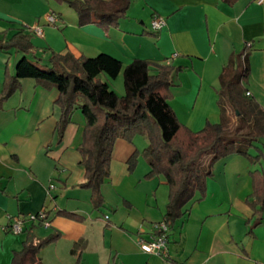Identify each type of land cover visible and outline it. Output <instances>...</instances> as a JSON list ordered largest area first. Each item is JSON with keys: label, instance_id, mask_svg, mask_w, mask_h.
<instances>
[{"label": "crops", "instance_id": "1", "mask_svg": "<svg viewBox=\"0 0 264 264\" xmlns=\"http://www.w3.org/2000/svg\"><path fill=\"white\" fill-rule=\"evenodd\" d=\"M65 10L54 0H0V40L11 39L23 27L39 26L44 36L31 37L27 56L32 60L47 63L52 52L78 58L107 54L124 69L135 60L180 69L172 76L169 104L193 132L221 122L220 76L231 57L250 45L246 87L264 107V2L238 0L230 6L223 0H131L127 17L107 30L81 27L78 15ZM50 15L58 18L56 25L47 23ZM154 17L167 22L159 33L150 28ZM22 57L16 50H0V264H12L28 233L6 232L10 219L43 209L50 235L61 238L40 253L42 264H264V213L255 215L247 204L255 191L252 173L264 171V160L253 164L235 155L218 162L204 199L197 194L170 232L169 258L145 254L137 238L154 236L153 226L164 221L170 194L163 177L146 178L150 168L143 155L129 170V160L147 148L149 137L115 142L110 178L101 187L104 207L95 210L91 191L80 188L86 179L79 163L82 153L97 149L99 142L88 135L80 109L57 145L58 90L23 80L21 89L1 103L6 76L15 75ZM102 79L120 97L126 94L123 73L115 81ZM145 129L155 135L148 123ZM60 211L84 221L57 216ZM34 233L40 240L48 235Z\"/></svg>", "mask_w": 264, "mask_h": 264}, {"label": "trees", "instance_id": "2", "mask_svg": "<svg viewBox=\"0 0 264 264\" xmlns=\"http://www.w3.org/2000/svg\"><path fill=\"white\" fill-rule=\"evenodd\" d=\"M54 1L74 9L79 26L96 25L105 30L119 26L131 6V0ZM237 1L223 0L230 6ZM31 37L23 27L11 39L0 40L1 51L16 50L23 54L15 75L6 76L1 103L21 89L23 80L46 82L58 90L57 145L62 143L74 111L80 109L88 135L99 142L97 149L82 153L79 163L86 179L80 188L91 191L95 210L104 207L101 187L110 178L112 153L118 139L133 143L139 134L149 137V145L143 151L150 168L146 178L163 177L170 187L164 219L170 231L185 216V207L197 194H200V200L204 199L208 180L218 162L235 155L246 157L253 164L264 160V107L248 95L246 87L250 76V45L231 57L220 76L221 122L208 123L203 130L193 132L180 123L169 104L172 76L180 69L145 60H135L124 69L119 60L107 54L78 58L70 52H52L49 61L43 63L27 56L33 49ZM122 73L126 94L120 97L102 77L116 80ZM145 123L153 127L155 135L146 132ZM139 157L140 152L136 151L129 160L130 172L135 169ZM252 178L255 191L247 204L255 215H262L264 171L252 173ZM57 216L84 221V217L65 211H60ZM38 227L41 226L34 225L28 231L23 249L13 253L12 264H42L40 253L61 238L55 233L37 239L34 232Z\"/></svg>", "mask_w": 264, "mask_h": 264}, {"label": "built area", "instance_id": "3", "mask_svg": "<svg viewBox=\"0 0 264 264\" xmlns=\"http://www.w3.org/2000/svg\"><path fill=\"white\" fill-rule=\"evenodd\" d=\"M264 0H258V3L263 4ZM48 24L56 25L58 18L55 15H50L46 19ZM167 26V22L162 17H154L151 22L150 28L153 33L161 32ZM31 36L43 37L44 30L42 27L36 26L33 28H25ZM177 55L174 57L176 58ZM249 95V94H248ZM50 189H55V186H50ZM108 219V217H107ZM40 225L45 229H51V222L46 210H41L36 214L26 216H17L10 219L8 226L5 228L6 232L15 236H21L28 232L34 226ZM154 236L147 240L142 235L137 238V244L140 250L148 255L159 256L163 259L169 258V245H170V229L168 225L162 221L153 226Z\"/></svg>", "mask_w": 264, "mask_h": 264}, {"label": "rangeland", "instance_id": "4", "mask_svg": "<svg viewBox=\"0 0 264 264\" xmlns=\"http://www.w3.org/2000/svg\"><path fill=\"white\" fill-rule=\"evenodd\" d=\"M58 6H63V7H65L66 8V12H67V14L68 13H76V11L74 10V9H72L71 7H69L68 5H66V4H59L58 2H56V1H54ZM77 14V13H76ZM115 81V80H114ZM234 118V117H233ZM137 137V136H136ZM135 137V138H136ZM140 152V151H139ZM140 155H143V151H141L140 152ZM139 160V159H138ZM37 231H40V233L42 232V233H44V234H48L45 238H47L48 236H50V232H52V230L51 229H45V228H43V227H38L37 228ZM22 236V235H21ZM24 238H25V240H26V235H24L23 236ZM44 238V239H45Z\"/></svg>", "mask_w": 264, "mask_h": 264}]
</instances>
